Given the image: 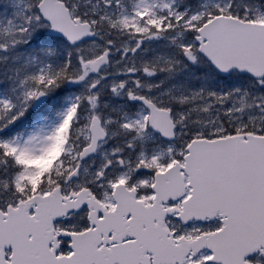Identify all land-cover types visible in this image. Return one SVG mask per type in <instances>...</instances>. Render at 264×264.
<instances>
[{
    "label": "snow or ice",
    "instance_id": "snow-or-ice-1",
    "mask_svg": "<svg viewBox=\"0 0 264 264\" xmlns=\"http://www.w3.org/2000/svg\"><path fill=\"white\" fill-rule=\"evenodd\" d=\"M0 264H264V0H0Z\"/></svg>",
    "mask_w": 264,
    "mask_h": 264
},
{
    "label": "rangeland",
    "instance_id": "rangeland-1",
    "mask_svg": "<svg viewBox=\"0 0 264 264\" xmlns=\"http://www.w3.org/2000/svg\"><path fill=\"white\" fill-rule=\"evenodd\" d=\"M48 163H50V161H43V162H41V166L46 167L48 165Z\"/></svg>",
    "mask_w": 264,
    "mask_h": 264
}]
</instances>
